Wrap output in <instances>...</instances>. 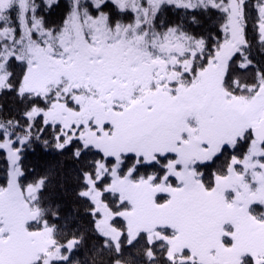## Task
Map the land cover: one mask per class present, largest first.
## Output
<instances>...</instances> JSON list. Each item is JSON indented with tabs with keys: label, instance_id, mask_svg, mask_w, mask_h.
Returning a JSON list of instances; mask_svg holds the SVG:
<instances>
[{
	"label": "snow or ice",
	"instance_id": "6c2138e0",
	"mask_svg": "<svg viewBox=\"0 0 264 264\" xmlns=\"http://www.w3.org/2000/svg\"><path fill=\"white\" fill-rule=\"evenodd\" d=\"M0 264H264V0H0Z\"/></svg>",
	"mask_w": 264,
	"mask_h": 264
}]
</instances>
